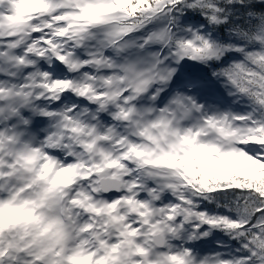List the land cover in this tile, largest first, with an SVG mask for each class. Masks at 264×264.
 I'll return each instance as SVG.
<instances>
[{"label": "snow or ice", "instance_id": "obj_1", "mask_svg": "<svg viewBox=\"0 0 264 264\" xmlns=\"http://www.w3.org/2000/svg\"><path fill=\"white\" fill-rule=\"evenodd\" d=\"M0 264H264V0H0Z\"/></svg>", "mask_w": 264, "mask_h": 264}]
</instances>
